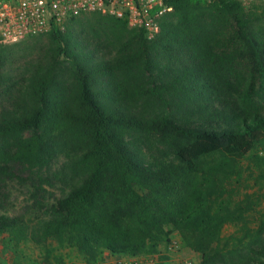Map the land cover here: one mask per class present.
<instances>
[{
	"label": "trees",
	"instance_id": "trees-1",
	"mask_svg": "<svg viewBox=\"0 0 264 264\" xmlns=\"http://www.w3.org/2000/svg\"><path fill=\"white\" fill-rule=\"evenodd\" d=\"M166 4L153 41L94 12L116 50L106 58L78 16L52 26L50 55L0 110V188L30 184L36 212L0 214L8 250L32 243L43 252L33 264H65L62 250L107 264L106 253H162L178 234L202 264H264V199L239 187L245 161L264 178L263 6Z\"/></svg>",
	"mask_w": 264,
	"mask_h": 264
},
{
	"label": "rangeland",
	"instance_id": "rangeland-1",
	"mask_svg": "<svg viewBox=\"0 0 264 264\" xmlns=\"http://www.w3.org/2000/svg\"><path fill=\"white\" fill-rule=\"evenodd\" d=\"M255 5L260 4H252L250 7L244 8L249 11ZM255 17L253 29L258 37L264 40V6L258 9ZM97 18L96 13L81 14L76 18V27L80 31L82 30L80 35L85 38V44L88 43L94 49L98 48L97 57H111L116 51L112 37H109L106 27ZM69 21L70 19L65 23L63 32L66 31ZM52 46L50 32L26 38L16 44L0 43V110L21 96L30 75L36 66L46 59ZM109 51L112 54H109ZM60 165L61 163H58L54 165V168H58ZM239 187L241 198L249 193L264 199V178L261 177L259 169L247 161L243 162V179ZM30 188V184L25 185L18 181L10 182L5 188H0V203L2 205L0 214L33 219L36 212L33 208L34 201ZM49 189L50 194H45L46 197L53 199L59 195L56 189ZM260 205L259 210L264 211V200ZM236 230L237 228L234 226H227L224 235L235 233ZM172 242H177L178 248L169 251L168 247ZM171 243L167 249H162V253L142 256L141 264H202L201 256L184 247L178 234L172 236ZM7 247L6 237H0V264H33L36 261H41L43 257V252L32 243L22 246L17 252L12 249L8 250ZM61 253L65 264H85L82 257L67 250H62ZM162 256H167L168 260L164 261ZM118 258L120 257H114L108 253L103 256V260L107 264H116Z\"/></svg>",
	"mask_w": 264,
	"mask_h": 264
},
{
	"label": "built area",
	"instance_id": "built-area-1",
	"mask_svg": "<svg viewBox=\"0 0 264 264\" xmlns=\"http://www.w3.org/2000/svg\"><path fill=\"white\" fill-rule=\"evenodd\" d=\"M167 0H0V43L16 44L26 38L51 31L54 24L63 31L68 19L98 12L127 22L133 30L143 31L148 41L161 33L163 17L172 11ZM208 3L214 0H206ZM243 6H264V0H239ZM178 248L172 242L168 250ZM141 257L117 259L116 264H141Z\"/></svg>",
	"mask_w": 264,
	"mask_h": 264
}]
</instances>
